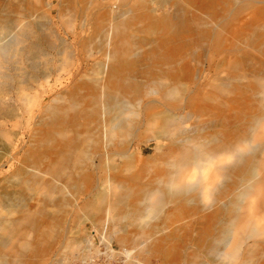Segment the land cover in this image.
<instances>
[{
    "label": "rangeland",
    "instance_id": "obj_1",
    "mask_svg": "<svg viewBox=\"0 0 264 264\" xmlns=\"http://www.w3.org/2000/svg\"><path fill=\"white\" fill-rule=\"evenodd\" d=\"M8 24L23 36L3 96L16 115L0 117V222L17 226L0 264H264V0H0ZM106 88L126 90L119 131ZM69 100L79 121L67 130L88 149L71 166L58 109ZM250 145L244 176L231 149ZM191 151L198 162L173 166ZM172 178L202 196L145 213L139 198Z\"/></svg>",
    "mask_w": 264,
    "mask_h": 264
},
{
    "label": "bare ground",
    "instance_id": "obj_2",
    "mask_svg": "<svg viewBox=\"0 0 264 264\" xmlns=\"http://www.w3.org/2000/svg\"><path fill=\"white\" fill-rule=\"evenodd\" d=\"M0 29L2 30V32H0V70L2 69V72L0 73V117L11 118V117H14L16 115V109H14V107L12 105H10L9 103L5 104L3 96L10 92V90L12 88V85L15 83V78H14V75L12 74V71L13 70H17V69L13 68V64H11L12 62H10V60H11L12 56H15V55H13L14 52H15V48L21 42L20 37L23 36V34H21V33L17 34V35L13 34V36H12L11 33H9L10 32L9 24L7 26H5V27L0 28ZM3 37L6 38L4 41H3V39H4ZM16 76H18V75H16ZM31 79H32V77H28L27 79L20 80L19 81V89L25 90V88H27L28 83H29V81H31ZM152 84H154V83H152ZM155 85H157L156 82H155ZM13 86H15V85H13ZM104 92H106V93H104V99H103L104 103L102 105L107 110H109V113H107L106 115L108 116V115H111L114 112H116V113H114L115 116L109 121L111 123V125L109 123L108 124H109V126H111L112 129L119 131L120 129H123L126 126L125 124H128L127 123L128 120L125 119L126 122H124L125 120H123L124 119L123 112L126 110L125 108L128 106L127 101L125 99L127 97V95L125 93L126 90H122V93L120 91V93L118 95L116 93L108 90L107 88H106V90H104ZM4 97H7V96H4ZM74 97L76 98V96H74ZM75 98H73V100H75L77 102L78 100L75 99ZM82 98H83V96H82ZM101 98H102V96H101ZM128 98H130V97H128ZM57 100L55 102H57ZM73 100H69L67 105L62 104L61 106H59L60 108L58 107V109L60 110V113L61 114L63 113L62 115L61 114L59 115L60 121L64 124L63 125L64 129H63V132H62L61 136H62L63 141H65L67 143L69 142L68 145H65V144L63 145L65 147L68 146L69 148L67 147V149L65 151L63 150L64 153H63L62 156L67 160L69 166L72 165L71 164L72 161L80 163L81 161L86 159V154H88V149L79 147V141H77V140L80 139L79 136H78V129H72L71 131L67 130V127H69L71 125L75 126L76 121H79L78 120L79 114H77L76 116L75 115L72 116V115L68 114V110L70 108H73V107L77 108L76 105H75L76 103ZM78 108H80V107H78ZM125 113H127V112H125ZM80 116H81V114H80ZM85 116H87V117L90 116L91 117V114L89 115V113L85 112ZM55 118H57V117H55ZM107 121H108V119H107ZM261 121H262V117H259L258 119L254 120L253 124L257 125ZM82 129H83V127H81L79 131H81ZM68 132H71V133L68 134ZM110 134H111V132H110ZM257 147L258 146H251L250 145V149H251L250 154H243L238 149V147H236L235 149L234 148L231 149L232 152L234 153L233 155L235 157V163L238 164L237 168H239L241 170H243V169L245 170V174L243 173L244 176H249L250 174L255 173L256 167L252 166L250 168L248 163L250 162L251 158L254 156V154H251V153L253 151H256ZM71 149H73V150H71ZM233 149H234V151H233ZM211 152H212V154L208 153L209 155L207 156V159L208 158H216L217 157V151L212 150ZM191 160H192L191 163H194V162L196 163V162H198L200 160V157H198L197 155H195V153L193 151H191L188 154H182L179 158L176 159V161L174 160V165L173 166H177L178 165V166L182 167L184 164L190 162ZM69 166H67V164H66L63 170L69 169L70 168ZM170 173L176 175L177 171H175V172L173 171V172H170ZM252 176H254V175H252ZM244 179H242V181H241L242 184L241 185H243V183L245 182ZM172 180H173V178L167 182L169 184L167 189L156 188V189L152 190L151 192L144 193L142 195V197L139 198L138 205L143 206V209H144L143 211L145 213L150 214V216L158 214L162 210V208H165L164 205L166 204V202H168L170 200L175 201L177 199L180 200V199L184 198V201H187V199L190 198L191 201H194L195 200L194 198L196 197V195L188 194V196H189L188 197L186 194L189 191H197V192H199L198 194H200L201 196L203 194V190L204 189L200 188V186H196V184H194V186H193V184L192 185L189 184L190 186L188 185V186H183L182 188H176L175 187L176 185L174 186V182ZM251 188L252 187L250 185H246V184L244 185V189H246V191L250 190ZM243 191H244V192H242L243 194L240 193L241 197L243 195L247 194L245 192V190H243ZM232 200H235V199H232ZM65 201H67V200H65ZM230 202H233V201H230ZM231 206H233V204ZM234 206H235L236 209H238V206L236 204ZM24 207H26V205ZM10 210H11V208H10ZM15 210L16 209H14L12 212H14ZM122 213H124V212H122ZM141 215L143 216V214H141ZM144 217H148V216L144 215ZM239 217L240 216H238V217L235 216V218H233V220L234 221L235 220L238 221L240 219ZM124 218H126V214L125 213L120 215V216L117 215L116 216V221L118 222L119 220H122ZM233 222L231 221V223H230V225H232V227L234 226ZM238 223H239V221H238ZM28 224H30V223H28ZM16 226H17V223H16L15 219L7 221V222L6 221H1L0 222V249L4 248L9 243H11L13 235L14 234L16 235ZM232 227H230V228L229 227L222 228V230L218 232L219 233L218 235L223 238L222 239L221 237L218 236L219 238H221V242L223 240L222 245H224V247L229 248L231 253L235 250V248L232 246V237H233V234H235L234 230L232 229ZM123 228L126 229V227H123ZM210 235L211 234L209 233L208 236H210ZM217 249H219V248H217ZM217 253H219V252H217ZM120 254L124 255V257L129 262H135V260L137 259L136 255H134V254H136L135 251H133L132 249H128L126 247L121 249ZM228 254H230V253H228Z\"/></svg>",
    "mask_w": 264,
    "mask_h": 264
}]
</instances>
